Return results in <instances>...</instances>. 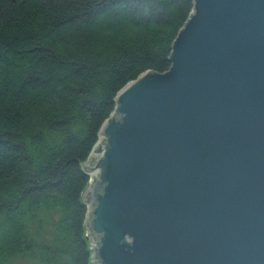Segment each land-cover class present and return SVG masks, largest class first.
I'll use <instances>...</instances> for the list:
<instances>
[{
  "label": "water",
  "instance_id": "water-1",
  "mask_svg": "<svg viewBox=\"0 0 264 264\" xmlns=\"http://www.w3.org/2000/svg\"><path fill=\"white\" fill-rule=\"evenodd\" d=\"M166 60L77 158L88 264H264V0H193Z\"/></svg>",
  "mask_w": 264,
  "mask_h": 264
},
{
  "label": "trees",
  "instance_id": "trees-1",
  "mask_svg": "<svg viewBox=\"0 0 264 264\" xmlns=\"http://www.w3.org/2000/svg\"><path fill=\"white\" fill-rule=\"evenodd\" d=\"M193 0H0V264H88L78 196L124 83L168 69Z\"/></svg>",
  "mask_w": 264,
  "mask_h": 264
},
{
  "label": "rangeland",
  "instance_id": "rangeland-1",
  "mask_svg": "<svg viewBox=\"0 0 264 264\" xmlns=\"http://www.w3.org/2000/svg\"><path fill=\"white\" fill-rule=\"evenodd\" d=\"M10 264H30V261L15 258V259L11 260Z\"/></svg>",
  "mask_w": 264,
  "mask_h": 264
}]
</instances>
